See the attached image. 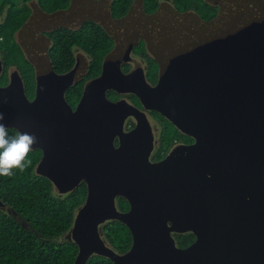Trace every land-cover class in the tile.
Instances as JSON below:
<instances>
[{
    "label": "trees",
    "instance_id": "16d2710c",
    "mask_svg": "<svg viewBox=\"0 0 264 264\" xmlns=\"http://www.w3.org/2000/svg\"><path fill=\"white\" fill-rule=\"evenodd\" d=\"M36 1L43 8L42 14L34 7ZM36 1L0 0V85L8 80L10 86L24 82L27 95L34 98L39 94V84L46 82L43 76L52 70L70 79L64 95L73 122L80 120L83 126L86 116L77 113L83 109L86 97L94 105L98 94L110 101L116 96L117 101L126 100L122 97L127 96L151 118L155 133H161L162 139L173 141L181 129L191 133L181 125V115L179 120L174 118L180 112L179 105L163 103L175 124L164 113L144 108L134 89L117 83V75L123 80L130 76L134 81V60L139 67L142 62L147 65L141 69L149 78L145 87L158 78V53L151 42L139 41L141 29L126 43L131 34L127 29L124 33L94 21L62 25L70 0ZM102 1L109 20L127 15L126 19L133 8L140 6L138 11L146 20L154 19L157 24V12L162 10L167 20L179 25L176 31L172 25L164 31V43L173 54L174 70H182L202 84L205 92L199 96L210 114L217 112L216 96L229 107L245 103L249 93H256L251 84L255 72L252 62L256 59L248 44L260 39L264 62V0H97L99 11ZM30 16L34 21L30 22ZM114 53L115 59L108 65L105 59ZM33 104L40 109L38 95ZM225 106L218 102L219 110ZM129 118L134 117H128V124ZM206 130L201 127L199 133ZM16 132L9 128L10 135ZM41 156V149H33L24 170L13 169L14 175L0 176V198L5 204L0 207V264H73L77 256L78 246L69 234L75 212L87 196V184L82 181L69 192H59L50 178L37 171ZM103 236L117 251L124 252L131 246L129 229L117 220L103 227ZM86 264L115 263L94 254Z\"/></svg>",
    "mask_w": 264,
    "mask_h": 264
},
{
    "label": "water",
    "instance_id": "95a60500",
    "mask_svg": "<svg viewBox=\"0 0 264 264\" xmlns=\"http://www.w3.org/2000/svg\"><path fill=\"white\" fill-rule=\"evenodd\" d=\"M248 46L256 59L251 84L257 94L251 92L245 103L229 107L216 96L217 112L213 115L202 105L199 95L205 91L196 81L189 88V100L179 105L182 114L198 117L202 128L222 133V139L214 141L213 136L207 143L202 138L194 145L201 157V179L194 168L184 176L183 168L178 183L184 184L178 186H169L172 169L167 164L149 160L153 131L147 114L124 99L114 102L98 94L97 104L92 105L86 97L77 116L89 118L95 130L89 135L83 132L81 122L47 128L44 121L53 109L52 99L56 100V114L68 117L64 90L70 79L52 70L45 73L46 82L39 84V115H34L39 117L35 121L32 112L28 122L36 135L48 132L56 144L55 152L67 163L52 159L53 147L42 144L44 153L37 171L50 178L61 193L83 180L88 187L69 234L78 246L73 264H86L94 254L109 257L115 264H264V62L260 39ZM11 89L9 85L0 91ZM219 101L225 106L221 110ZM130 116L135 118L136 127L127 132L125 124ZM184 122L185 127L194 126L187 127L189 132L196 133L199 123ZM77 134L79 139L72 141ZM82 134L90 141H83ZM116 135L125 138L124 148L123 144L115 147ZM173 152L170 157L175 160L180 156L179 148ZM117 195L130 201L127 213L117 210ZM4 205L0 198V207ZM112 219L124 221L133 235L131 249L123 253L102 236L100 225ZM189 230L196 234V240L185 248L177 246L172 232Z\"/></svg>",
    "mask_w": 264,
    "mask_h": 264
},
{
    "label": "flooded vegetation",
    "instance_id": "af4514ba",
    "mask_svg": "<svg viewBox=\"0 0 264 264\" xmlns=\"http://www.w3.org/2000/svg\"><path fill=\"white\" fill-rule=\"evenodd\" d=\"M33 3H34V7L41 8L40 7L41 5L39 3H37V2H33ZM141 60L144 61V59H141ZM133 65L136 66L135 70L138 71L139 76L144 77L146 79V81H148L147 79H149V78L147 77V75H145V73L143 71H141L140 68H138L139 67L138 62L133 61ZM7 85H9V80H8L6 85H0V88H5ZM18 88H23V91L19 90ZM37 95L34 98H36ZM34 98L27 95L26 86L24 85V82H19L18 84H13L10 92H1L0 91V111H2L5 114L6 119H5L4 123H6L8 125V128H15L17 131L22 130V131H29V132H33V133L35 132V130L33 129V124L28 122L29 119L32 118V116H31L32 112H34L33 117H34L35 121H37V119L39 117V116L38 117L34 116L40 110L39 108H35V106H32ZM122 98H125L129 103H131L132 105L137 107L136 103H133V101L129 97L124 96ZM65 99H67V98L65 97ZM52 100H53V109H52L49 117L46 118L44 121L45 126L47 128L51 129L53 127V125L56 123L68 126V123L70 121H75L73 119V117H71V116L70 117H63L62 115L58 116L56 114V107H57L55 105L56 100L55 99H52ZM119 100H120V98H119ZM112 101L116 102L117 96L114 100L112 99ZM68 103L71 105V103L69 101H68ZM139 109L143 110L142 108H139ZM181 116L186 121L197 122L200 125V121H199L198 117H196V116L185 115V114H182ZM129 119L131 120V121L129 120L130 123L128 124V118H127V121L125 124V131H127V132L133 130V128L136 127L135 119L134 118H129ZM148 119H149V122L151 123L152 131H153V146H152V150L150 153L149 160L155 164L156 163L167 164L168 167H170L172 169L171 182H170L169 186H178V185L184 184L183 182L178 183L179 179H181V174L183 172V168H185V171L183 172L184 176H189V171L192 168H194V170L197 172L194 174L197 175L198 179H201V172H200V170L198 171V167H201V157H198V155L195 153L196 148L194 146L195 145L194 143L197 142L196 137H195V141L193 142L192 138H191L192 136H190V133H186L185 130L181 129V131H180L181 133H179L180 135L177 138H175L173 141H169L168 138L162 139L161 133L159 136H157V133H155L154 124L152 123L151 118L148 117ZM76 121L81 122L80 120H76ZM98 124H99V122H98ZM90 125H92V124H90L89 118L86 117L84 119V122H83V126L86 127V129H84L83 132L88 133V135H89V133H94V131H95V130L89 129ZM181 125H183V124H181ZM187 127H194V126H187ZM185 133L188 135H186ZM88 135L86 136V134H82V140L83 141L86 140L89 142L90 137H88ZM200 135H201L200 136L201 139L203 138V139L208 140L207 143H209V142L211 143L213 136H215L214 141L218 140L219 138L222 137L221 136L222 133H210V131H206V133L200 134ZM37 136L39 137L40 143L35 145L34 149H37V148L41 149L42 156H43L44 151L42 149V144L46 148L48 146L53 147V141L49 137L48 132L44 133L42 136L41 135H37ZM77 139H79L78 134L71 137L72 141L77 140ZM124 140H125V138L123 136H120V135L117 136L116 135V137L114 138L115 147L117 149H119L122 146V144L124 143ZM214 141H212V142H214ZM94 142L95 141H92L91 143L94 144ZM124 147L125 146L123 144V148ZM178 148H179L180 156L177 159L172 160L170 156L174 153L173 151L178 149ZM42 156H41V158H42ZM41 158L38 161V164L40 163ZM188 164L191 166L185 167V165H188ZM41 175H44V174L41 173ZM184 191L188 192L187 189H185ZM182 198L184 200L183 204H186V197H185L184 192L182 193ZM85 200H86V198H85ZM125 203L129 204V206L127 208H126V206L123 205ZM81 206H83V204ZM116 206H117V210L119 212L127 213L130 210V201L127 200L122 195H117ZM80 207L75 212V217H76L78 211L80 210ZM75 217H74V219H75ZM113 220H117V221L121 222L122 224H124V226L127 229H129V231L131 233V237H132V242H131V246L129 248H127V250L131 249L132 243H133V235H132L131 229L129 228V226L124 221H122L120 219H112L109 221H113ZM109 221H106L105 223L100 225L102 236H103V227ZM170 223L171 222H169V224ZM172 236L174 237L177 246L182 247V248H185V247L191 245L196 240V234L190 230L184 231V232L173 231ZM103 238L105 239L104 236H103ZM106 242H107V240H106ZM117 252H120V251H117ZM120 253H123V252H120Z\"/></svg>",
    "mask_w": 264,
    "mask_h": 264
},
{
    "label": "rangeland",
    "instance_id": "374dc122",
    "mask_svg": "<svg viewBox=\"0 0 264 264\" xmlns=\"http://www.w3.org/2000/svg\"><path fill=\"white\" fill-rule=\"evenodd\" d=\"M36 1V0H35ZM97 0H70V6H69V13L66 15L61 23L62 25L70 24L75 21H94L98 24H101L102 26L108 25L111 27V29L115 30L116 28L122 29V32L125 33L124 29H127L128 33H131L126 40V43H130L133 39L137 37L138 30L141 29L142 35L139 39V41L143 42H151L152 45L155 48V52L158 53V62H159V72H158V78L157 80L147 87H145L147 81L144 77L139 76L138 71H136V66H132L134 69L133 77L130 79L129 77H124V80L122 79V75H117V83L118 84H124L132 89H134L138 95L140 96V100L142 103V106L148 110H157L162 113H164L167 117L172 119V122L175 124L176 121L172 118L171 114L167 110V106H165L163 103H168V106H178L187 100H189V88L196 83V79H194L191 75H187V73L183 72L182 70H174L175 62H173V54L169 50L168 45H165L164 38H165V30L170 28V26H173V30H178L179 25L177 23H173L169 20H167V15L164 11L158 10L156 21L158 23H155L154 19L146 20L143 17V14L138 11L140 6L137 8H133L134 11L131 12L130 16L125 19L127 16L118 17L117 19L109 20L110 17L107 16L105 11L104 2L102 1L101 4V10H98V3ZM39 2V1H36ZM43 8H38L37 13L42 14ZM55 20H59L57 17H54ZM30 22L34 21V19L29 17ZM48 22V21H46ZM138 29L132 30V27H138ZM26 30L25 32H27ZM256 43L257 40H256ZM115 54L112 55V57H107L105 59V62L109 65L110 60L115 59ZM138 59V56H136ZM141 61V60H139ZM104 62V64H105ZM135 62V60H134ZM104 64L102 66L104 67ZM143 66L146 67L147 65L142 62ZM143 66H140L138 68L143 69ZM102 71V75H103ZM108 73H106L107 75ZM139 77V78H138ZM182 115L181 112H178L175 115V119L179 120V116ZM183 127L186 128L185 122H183ZM187 129V128H186ZM201 126L198 125L196 127V133H190V136H192V141H195V137L197 143H200V134ZM186 134V133H185ZM199 136V137H198ZM56 145V144H54ZM52 148V152L49 154L52 159H54L56 162H60L63 164H66L67 161L63 158H60V153L55 152L56 148ZM43 158V156H42ZM41 158V161H42ZM40 161V162H41ZM68 236V235H67Z\"/></svg>",
    "mask_w": 264,
    "mask_h": 264
},
{
    "label": "clouds",
    "instance_id": "9594fccd",
    "mask_svg": "<svg viewBox=\"0 0 264 264\" xmlns=\"http://www.w3.org/2000/svg\"><path fill=\"white\" fill-rule=\"evenodd\" d=\"M5 119V114L0 111V176L10 177L14 175L13 169L24 170L29 152L33 151L40 140L29 131L18 130L10 135Z\"/></svg>",
    "mask_w": 264,
    "mask_h": 264
}]
</instances>
